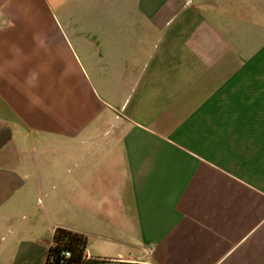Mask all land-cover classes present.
I'll return each mask as SVG.
<instances>
[{
	"label": "crops",
	"instance_id": "obj_1",
	"mask_svg": "<svg viewBox=\"0 0 264 264\" xmlns=\"http://www.w3.org/2000/svg\"><path fill=\"white\" fill-rule=\"evenodd\" d=\"M58 229L94 264H264V0H0V264Z\"/></svg>",
	"mask_w": 264,
	"mask_h": 264
},
{
	"label": "trees",
	"instance_id": "obj_2",
	"mask_svg": "<svg viewBox=\"0 0 264 264\" xmlns=\"http://www.w3.org/2000/svg\"><path fill=\"white\" fill-rule=\"evenodd\" d=\"M87 246L88 239L85 235L58 229L46 264H94L96 261L86 257ZM67 252L71 254L70 257L64 255Z\"/></svg>",
	"mask_w": 264,
	"mask_h": 264
},
{
	"label": "built area",
	"instance_id": "obj_3",
	"mask_svg": "<svg viewBox=\"0 0 264 264\" xmlns=\"http://www.w3.org/2000/svg\"><path fill=\"white\" fill-rule=\"evenodd\" d=\"M64 255H65L66 257H70V256H71V254H70V253H68V252H67V253H65Z\"/></svg>",
	"mask_w": 264,
	"mask_h": 264
}]
</instances>
